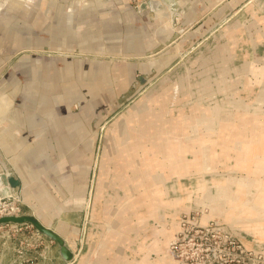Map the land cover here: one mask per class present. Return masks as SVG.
I'll list each match as a JSON object with an SVG mask.
<instances>
[{"label": "crops", "instance_id": "crops-1", "mask_svg": "<svg viewBox=\"0 0 264 264\" xmlns=\"http://www.w3.org/2000/svg\"><path fill=\"white\" fill-rule=\"evenodd\" d=\"M152 2L149 10H143L128 0H37L32 16H0V196L12 194L19 199L69 246L74 244L78 218L90 193L98 126L105 112L134 93L139 78L154 79L174 64L189 42L194 44L224 25V37L232 39L235 30L244 29L238 37L252 46L239 50L226 47L227 52L244 55L242 65L232 68L240 75L239 82L254 84L253 76L255 83L264 87V56L260 55L261 48L264 51V16L255 15L253 24L243 27L238 16L246 11L247 0H170L169 6ZM30 20L33 24L26 25ZM228 68L224 82H228ZM224 82L218 85L224 86ZM193 96L189 95L187 102L192 104L190 108L198 106L191 102ZM166 98L168 106L173 97ZM199 98L200 111L191 109L192 113L186 114V109L184 114L160 120L159 126L148 125L147 116L139 124L143 134L138 135L140 129L137 131L133 122L129 129L135 131L134 140L129 148L142 151L140 164L149 167L145 178L161 180L165 190L170 179L174 180L173 188H180L183 177L179 176L211 159L215 169L196 174L199 184L205 183L200 187L212 190L206 193V188L202 189V204L207 205L208 200L215 217L256 229L261 236L256 239L258 247L263 249L264 93L255 99L225 97L224 103ZM157 106L159 118L164 102L160 99ZM154 109L156 106L150 109L152 114ZM136 114L133 111L129 119L137 118ZM197 118L202 120L200 125ZM202 136L206 137L205 147L200 145L204 143ZM195 146L201 150L195 152L193 160L187 159V150ZM220 148L221 154L217 152ZM114 156L116 160V151ZM126 165L138 171L134 158ZM155 190L133 200L128 209L142 203L152 207L155 202L147 199L162 192L157 186ZM237 199L245 211L233 210ZM122 214L124 220L126 214ZM122 224L124 221L114 234L130 228ZM105 243L101 244L103 249ZM107 257L100 253L82 264L124 260L122 255H114L110 261Z\"/></svg>", "mask_w": 264, "mask_h": 264}, {"label": "rangeland", "instance_id": "rangeland-1", "mask_svg": "<svg viewBox=\"0 0 264 264\" xmlns=\"http://www.w3.org/2000/svg\"><path fill=\"white\" fill-rule=\"evenodd\" d=\"M36 1L0 0V3H4L0 5V16H32ZM128 1L130 3V0ZM152 1L154 3V0ZM157 1H159L157 5L162 2L161 0ZM164 1L167 3L166 5H170L167 2L170 0ZM131 5L133 6V4ZM246 6V11H242L238 16L244 23L243 27L248 26L250 23L253 24L256 18L255 15L264 16V0H247ZM45 8L47 9V7ZM149 8L150 4L137 9L149 10ZM25 24L32 25L33 21H25ZM224 27V25H221L216 32L194 44L189 42L190 44L186 45L184 53L179 54L178 59L170 68L149 81H142V78H139L134 93L123 99L117 108L104 113V119L98 126L100 138L96 160L91 171L90 193L85 208L78 218V230L73 237L74 244L71 245L72 247L68 245L75 251L76 261L64 262L58 254L57 243L40 234L32 224H9L0 225V264H82V261L89 257L97 255L100 257V253L108 256L109 261L113 260L112 256L114 255L124 256L123 261H111L107 264H127L126 260L134 261V264H182L173 249L181 229L182 217H190L191 221L195 219L197 224L202 226L213 224L219 229L218 231L230 235L248 252L255 254L256 259L252 261L253 264H264V254L261 253H264V247L263 249L258 247L256 239L261 238V236L256 229H246L242 222L231 223L221 217H215L211 214L208 200L206 201L207 205L202 204L204 201L202 189L206 188L207 193V190L211 188L200 187V184L205 183L200 182L199 184L198 175L196 174L215 169L211 159L206 158L205 163L199 164V167L191 168L185 176H177L178 179L183 177L180 188H173L174 180L170 179L166 183L168 190H165V185H161V180L145 178L144 171L149 167L140 164L139 155L142 154V151L138 153V151H131L129 148L130 141L133 143L135 133L134 130L130 131L129 126L136 121L137 131L140 129L139 135L143 130L139 127V124L144 123L147 116L149 118L148 125L150 123V125L159 126L160 120L165 122L166 118L171 119L174 116L184 114L186 109V114H191V109L199 110L200 108L201 110L199 97H210L209 99L213 101L224 103L225 97H253L255 99V97H259L264 93V87L256 84L253 76H251V81L254 84L246 86L239 82L240 75L237 76L234 69L232 71L235 66L242 65L243 60L241 58L244 55L240 52L237 54L227 52L226 47L238 50L248 44L249 48L252 47L251 43L248 41L242 42L238 37L244 29L235 30L236 37L229 39L223 36ZM263 54L264 51L261 48L260 55L263 57ZM226 67L231 68V70L228 68V82H224L226 81ZM231 74L234 80L230 79ZM221 80L224 82L225 87L221 84L218 85L223 83ZM189 95H194L191 102H194L193 104L198 103L197 107L190 108L192 104H187L188 100L190 102L191 99ZM158 96V100H154ZM166 97H173L168 106H165ZM151 99H153V103H150ZM160 99L161 102H164V107H161L163 113L158 118L156 114H158L160 106H157V104L159 105ZM248 102L247 99L244 104ZM257 104L261 103L258 102ZM262 104L264 109V101ZM155 106L156 109L153 110L154 113L152 114L150 109ZM133 111L137 113V118L131 120L129 117ZM221 120L223 121L222 118ZM197 121L199 125V122H202L201 118H197ZM168 124L170 125V123ZM191 128L187 129L188 133L192 131ZM187 131L185 130V133ZM174 134L176 133L174 132ZM205 136L207 137V135ZM206 137H201L203 140L201 141L204 142L200 144L201 146L205 147L207 145ZM116 142L117 148L115 149ZM200 150L199 146L187 150V159L193 160L195 152ZM115 151L117 161L114 159ZM185 151L186 149L182 148V152ZM217 152L221 154V148L217 149ZM130 158L136 160L138 171L134 172V169L126 165ZM203 160L201 158V161ZM256 165L257 162H255L252 169H255ZM221 166L218 167L221 168ZM210 185L215 187L212 181ZM156 186L161 188L162 192L160 196L156 197L154 195L155 199H147L149 202H155L152 207L148 206V203L147 205L142 203L141 206L128 209V206L134 202L133 200H137L142 194L148 193L149 190L156 193ZM219 188L222 189L224 186ZM178 189L179 192L177 193ZM262 190H264V187ZM2 197L0 196V198ZM241 203L237 199L236 208L233 209L235 212L245 211ZM21 204L22 215L33 214L29 207L22 202ZM158 210L159 212H157ZM256 212L258 211L251 213L252 215L249 216L255 215ZM121 214L123 216L126 214L124 220L120 217ZM142 214H145L146 217H143L147 221L143 219L140 224L139 220L142 218L140 217ZM2 215L4 214L0 216ZM121 220L124 221L122 226L129 225L130 228L128 230L122 228L116 232V236L114 232L120 222L123 223ZM173 226L178 227V229L174 230ZM126 237L127 239H125ZM118 238H123L124 241ZM103 242H106L104 249L101 246ZM225 252H228V256L230 255L231 258L236 257L238 254L235 250H228V247L221 245L217 251V256H222ZM258 260L259 262H257Z\"/></svg>", "mask_w": 264, "mask_h": 264}, {"label": "built area", "instance_id": "built-area-1", "mask_svg": "<svg viewBox=\"0 0 264 264\" xmlns=\"http://www.w3.org/2000/svg\"><path fill=\"white\" fill-rule=\"evenodd\" d=\"M151 2L152 0H130V3L137 8L149 5ZM1 214H4L2 216H21V201L12 194L4 195L0 198ZM180 227L173 249L182 264H253L252 261L256 259L255 254L248 252L230 235L218 231L219 229L213 224L202 226L197 224L195 219L191 221L190 217H182ZM221 245L228 247V250L238 252L237 256L231 258L228 252L217 256Z\"/></svg>", "mask_w": 264, "mask_h": 264}, {"label": "water", "instance_id": "water-1", "mask_svg": "<svg viewBox=\"0 0 264 264\" xmlns=\"http://www.w3.org/2000/svg\"><path fill=\"white\" fill-rule=\"evenodd\" d=\"M161 1L167 4L164 0ZM9 224H32L40 234L48 237L49 239L57 243L58 254L64 262L70 263L73 261L74 251H72V249L68 246L67 241L56 231L44 226L40 222V220H38L34 215H21V216L11 215V216L0 217V225H9Z\"/></svg>", "mask_w": 264, "mask_h": 264}, {"label": "bare ground", "instance_id": "bare-ground-1", "mask_svg": "<svg viewBox=\"0 0 264 264\" xmlns=\"http://www.w3.org/2000/svg\"><path fill=\"white\" fill-rule=\"evenodd\" d=\"M154 2H155V5L157 6V4L159 3V1H157V0H154ZM162 3V2H161ZM4 3L2 2V3H0V5H3ZM150 172V171H149Z\"/></svg>", "mask_w": 264, "mask_h": 264}]
</instances>
